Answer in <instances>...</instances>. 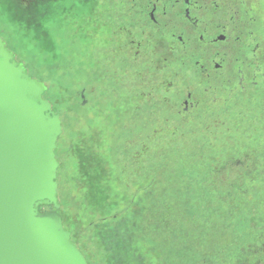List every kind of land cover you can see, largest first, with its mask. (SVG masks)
Here are the masks:
<instances>
[{
  "label": "rangeland",
  "instance_id": "1",
  "mask_svg": "<svg viewBox=\"0 0 264 264\" xmlns=\"http://www.w3.org/2000/svg\"><path fill=\"white\" fill-rule=\"evenodd\" d=\"M0 1V18L4 19H0V29L9 47L29 75L45 84L43 97L62 121L55 156L58 212L88 264H264V156L261 160L249 148H256L250 139L264 137V129L256 134L257 130L247 128L250 122H264L260 112L264 89L249 86L234 110L228 106L217 121L206 119L200 105L186 118L163 106L155 115L139 111L135 128L119 127L123 115L109 110L105 114L101 109L99 119L98 107L91 104L90 113L78 98L86 84L84 65L69 63L77 55L68 48V40L57 50L53 30L43 34L26 31L40 29L36 18L4 13V9L16 12L24 0ZM50 22L47 26L52 29ZM45 27L43 23L41 29ZM26 40H33L35 47L32 42L26 46ZM43 47L46 52H39ZM57 52L64 56L55 63ZM31 65L47 70L52 82ZM59 69L62 75L74 69L62 77L63 83L65 78L71 82L65 85L68 89L57 87L63 84L55 78ZM223 101L220 97V108ZM63 104L71 105V110ZM84 127L89 128L87 133ZM192 216L197 217L196 224L189 222Z\"/></svg>",
  "mask_w": 264,
  "mask_h": 264
},
{
  "label": "flooded vegetation",
  "instance_id": "2",
  "mask_svg": "<svg viewBox=\"0 0 264 264\" xmlns=\"http://www.w3.org/2000/svg\"><path fill=\"white\" fill-rule=\"evenodd\" d=\"M4 13L36 18L40 29L26 31L53 30L57 50L69 39L78 57L69 63L85 61L90 77L78 98L86 107L94 103L98 112L123 115L119 127L135 128L139 111L155 115L163 106L186 118L200 105L206 119L217 121L228 106L234 110L249 86L264 89V0H24L16 12ZM0 36L27 71L1 29ZM59 58L57 52L55 63ZM247 128L258 134L264 122ZM262 136L250 139L256 148L249 147L261 160Z\"/></svg>",
  "mask_w": 264,
  "mask_h": 264
},
{
  "label": "water",
  "instance_id": "3",
  "mask_svg": "<svg viewBox=\"0 0 264 264\" xmlns=\"http://www.w3.org/2000/svg\"><path fill=\"white\" fill-rule=\"evenodd\" d=\"M45 88L0 36V264H88L56 211L61 120Z\"/></svg>",
  "mask_w": 264,
  "mask_h": 264
},
{
  "label": "bare ground",
  "instance_id": "4",
  "mask_svg": "<svg viewBox=\"0 0 264 264\" xmlns=\"http://www.w3.org/2000/svg\"><path fill=\"white\" fill-rule=\"evenodd\" d=\"M1 18L3 19V17H1ZM1 18H0V19H1ZM2 21H4V19H3ZM12 29H14V28H12ZM20 32H22V31H20ZM22 33H23V32H22ZM30 34H31V33H30ZM32 34H34V33H32ZM32 34H31V36L34 37V35H32ZM60 34H61V33H60ZM75 34H76V33H75ZM17 35H18V34H17ZM27 35H28V37H31V36H29V33H28ZM63 36H64V35H63ZM75 36H76V35H75ZM77 37H78V36H77ZM19 38H20V37H19ZM22 39H23V38H22ZM31 39H33V38H31ZM63 39H64V38H63ZM33 40H35V39H33ZM33 40H30L29 42H30V43L32 42V45L34 46L35 43H33ZM67 40H69V39H67ZM73 40H74V39H73ZM21 41H22V40H21ZM21 41H20V42H21ZM26 41H27V40H26ZM26 41H25L26 46H28V45H29V42H28V41L26 42ZM61 41H62V40H61ZM21 43H22V42H21ZM69 43H70V42H69ZM22 44H23V43H22ZM27 44H28V45H27ZM65 44H67V43H65ZM69 45H70V44H69ZM42 46H43V44H42ZM67 46H68V45H67ZM18 47H19V43H18ZM20 47H21V49H23V48H22L23 45H20ZM20 47H19V48H20ZM28 47H29V46H28ZM28 47H26V49H24V51L27 50ZM34 47H35V46H34ZM34 47H33V48L31 47V48L34 49ZM44 47H46V46H44ZM44 47H43V48H44ZM72 47H74V46H72ZM19 48H18V51H19V54L21 55V52H20ZM41 48H42V47H41ZM46 48H47V47H46ZM68 48H69V47H68ZM28 49H29V48H28ZM75 49H76V48H75ZM37 50H38V48H37ZM42 50H43V49H42ZM45 50H46V49L44 48V51H43V52H42L40 49H39L38 51L41 52V53H44V52H46ZM66 50H68V49H66ZM72 50H73V49H72ZM64 51H65V50H64ZM69 51H70V50H69ZM77 51L79 52V49H78ZM66 53H68V51H67ZM72 53H73V52H72ZM81 53H82V52H81ZM81 53H79V54H81ZM87 53H88V52H87ZM87 53H86V55H87ZM45 54H46V53H45ZM47 54H49V53H47ZM47 54H46V55H47ZM62 54H63V53H62ZM68 54H69V53H68ZM88 54H89V53H88ZM60 55H61V54H60ZM70 55H72V54L70 53ZM74 55H77V54L75 53ZM81 55H82V54H81ZM30 56H31V55H30ZM62 56H64V55H62ZM62 56H60V59L62 58ZM68 56H69V55H68ZM89 56H90V55H89ZM45 57H46V56H44V59H45ZM48 57H49V55L46 57V59H48ZM65 57H66V56H65ZM70 57H71V56H70ZM82 57H83V56H82ZM73 58L78 59V57H76V56H75V57L73 56ZM79 58H81V57L79 56ZM46 59H45V60H46ZM65 59H66V58H65ZM68 59H69V58H68ZM31 60H32V59H31ZM83 60H87V59L84 58ZM60 61H61V60H60ZM60 61H59V62H60ZM69 61H70V60H69ZM73 61H74V60H72V61H70V62H73ZM88 62H89V61H88ZM74 63H75V62H74ZM78 63H80V62H78ZM78 63H76V64H78ZM31 64H33V63H31ZM81 64H82V63H81ZM83 64H85V61H84ZM33 65H34V64H33ZM33 65H31V66H33ZM67 65H68V64H67ZM73 65H74V64H73ZM78 65H79V64H78ZM63 66H64V64H63ZM71 66H72V65H71ZM82 66H83V65H81V67H82ZM33 67H35V66H33ZM36 67H37V66H36ZM36 67H35V69H36ZM79 67H80V66H79ZM81 67H80V68H81ZM86 67H87V65H86L85 67H82V68H86ZM37 68H38V67H37ZM69 68H71V67H69ZM72 68H73V67H72ZM31 69H34V68H31ZM38 69L40 70V73L42 72V74H44V75H46V77H48V75H47V73H46L47 70H45V71H44V69L41 70L40 67H39ZM74 69H75V68H74ZM74 69H73V70L70 69V70H67V71H68V72H71V73H70V75H71V74H73ZM78 69H79V68H77V70H78ZM87 69H88V68H87ZM64 70H65V69H64ZM77 70H76V71H77ZM59 71H60V69H59ZM62 71H63V70H62ZM84 71H85V70H84ZM35 72H37V70H35ZM38 72H39V71H38ZM38 72H37V74H38ZM44 72H45V73H44ZM48 73H51V72L48 70ZM52 73H53V72H52ZM52 73H51V75H49V76L54 77V76L52 75ZM75 73H77V72H74V75H75ZM28 74H29V73H28ZM55 74L57 75V73H55ZM59 74H61V77L58 79L57 76H58ZM59 74H58L57 76H55V78L57 79V80H56V79H55V80L58 81V82H60V84H61V83H63V81H62V77L65 76V74H66V75H68V74H67V72H64V74L62 75V72H61V71H60ZM70 75H68V76H70ZM84 75H85V74H84ZM59 76H60V75H59ZM68 76H67V77H68ZM52 77H50V78H52ZM65 77H66V76H65ZM85 77H87L86 79L90 78L88 75L85 76ZM70 78H71V77H70ZM48 79H49V77H48ZM48 79L46 78V80H48ZM53 79H54V78H53ZM65 79H66V78H65ZM65 79H64V83H63V84L57 86V87H59V89H60L61 87H62L63 89H64V88L68 89L67 87L71 86V84H69V83H71V82H68V83H67V82H65ZM49 80H51V79H49ZM55 80H53V81H55ZM60 80H61V81H60ZM68 80L70 81V79H68ZM73 80H74V79H73ZM89 80H90V79H89ZM85 81H86V80H85ZM50 82H52V80H51ZM48 83H49V82H48ZM56 83H57V82H55V84H53V85H56ZM66 83H67L68 85H67ZM57 84H59V83H57ZM76 84H77V82H76ZM65 85H67V87H65ZM60 86H61V87H60ZM55 88H56V87H55ZM55 88H54V89H55ZM59 89H58V91H59ZM66 89H65V90H66ZM65 90H64V91H65ZM61 91H62V90H60V94H61ZM64 91L62 92V95H64V93H66V91H65V92H64ZM99 91H100V88L97 90V92H99ZM102 93H103V92H102ZM62 95H60V96H62ZM65 95H66V94H65ZM112 95H113V94H112ZM97 96H98V95H97ZM89 97H90V96H89ZM100 97H101V96H100ZM96 98H97V97H96ZM102 98H103V97H102ZM71 99H72V98H71ZM104 99H105V98H104ZM59 100H60V99H59ZM95 100H96V99H95ZM95 100H94V101H95ZM97 100H99V97H98ZM102 100H103V99H102ZM103 101L105 102V100H103ZM106 101H107V100H106ZM70 102H71V101H70ZM92 102H93V101H92ZM92 102H91V103H92ZM107 102H108V101H107ZM89 103H90V102H89ZM92 104H93V107H94V103H92ZM108 104H109V102H108ZM108 104H107V105H108ZM59 105H60V104H59ZM72 105H73V104H72ZM89 105H90V104H89ZM100 105H101V104H100ZM100 105H99V108H100ZM57 106H58V105H57ZM60 106H61V105H60ZM60 106H59V108H60ZM63 106H65L64 108L67 107V108H68V109H67L68 111L71 110V109H69V108H71V105H69V106H70V107H69V106H66V104H65V105L63 104ZM87 107L90 108L89 106H87ZM93 107H92V108H93ZM72 108H73V107H72ZM76 108H78V105L76 106ZM76 108H75V110H77ZM92 108H91V110H92ZM61 109H62V108H61ZM81 109H82V108H81ZM78 110H79V109H78ZM82 110H84V108H83ZM94 110H95V109L93 108V111H94ZM96 110H97V108H96ZM98 110H99V109H98ZM103 111H104V110H103ZM74 112L76 113L77 111H74ZM89 112L91 113V111H89ZM108 112H109V111H108ZM79 113H80V112H79ZM79 113H77V114H79ZM99 113H100V114H99ZM99 113L97 112V114H98L97 117H99V116L102 114L101 111H100ZM103 113H106V112L104 111ZM87 114H88V113H87ZM92 114H93V112H92ZM92 114H91V115H92ZM94 114H95V113H94ZM94 114H93V115H94ZM78 117L80 118V116H78ZM95 117H96V116H95ZM104 117H105V116H104ZM79 118H78V119H79ZM90 118H91V117H90ZM80 119H81V118H80ZM99 119H100V117H99ZM99 119H98V120H99ZM114 119H115V118H114ZM91 121H92V119H91ZM104 122H105V121H104ZM108 123H110V120H109ZM110 124H111V123H110ZM103 125H104V123H103ZM103 125H102V126H103ZM79 126H80V125H79ZM84 126L86 127L85 124H84ZM87 126H88V125H87ZM111 126H112V125H111ZM85 127H84V128H85ZM96 127H98V126H96ZM109 127H110V125H109ZM88 129H89V128H88ZM88 129L85 128V133H87L86 130H88ZM96 129H97V128H96ZM103 129H104V127H103ZM116 129H117V128H116ZM99 130H100V126H99V128H98V131H99ZM109 130H110V128H109ZM106 131H107V130H106ZM88 132H91V131L89 130ZM108 132H109V131H108ZM74 133H75V132H74ZM83 133H84V132H83ZM85 133H84V134H85ZM97 133H98V132H97ZM105 133H106V132H105ZM76 134H77V133H76ZM70 136H71V135H70ZM107 136H109V135L106 134V137H107ZM106 137L104 136V141H105ZM110 137H111V136H110ZM112 137H114V135H113ZM111 139H112V138H111ZM106 142H107V139H106ZM96 143H97V141H96ZM104 143H105V142H104ZM108 143H109V142H107V144H108ZM94 145H95V144H94ZM101 146H102V145H101ZM103 146H105V148L107 147V146L104 145V144H103ZM103 146H102V148H101V147H99V145H98L99 149L101 148L102 150H104V149H103V148H104ZM106 149H108V147H107ZM106 149H105V150H106ZM102 150H101V151H102ZM102 152H104V151H102ZM102 152H101V153H102ZM106 152H107V150L105 151V153H106ZM97 153H98V151H97ZM101 153H100V154H101ZM105 153H103V154H105ZM94 154H95V153H94ZM100 154H99V155H100ZM103 154H102V156H104V157H103L102 159H103V160H104L105 158L107 159V157H105V155H103ZM106 155H107V153H106ZM93 156H95V155H93ZM104 161H106V160H104ZM109 161H110V159H109ZM101 162H102V161H101ZM110 162H112V161H110ZM102 163H103V162H102ZM107 163H109V162H108V159H107ZM107 163H106V164H107ZM99 165H100V164H99ZM108 165L111 166V167H110L111 169L114 168V166L112 167L111 164H108ZM98 168H99V167H98ZM104 168H107V167L104 166ZM108 168H109V166H108ZM108 168H107V169H108ZM107 169H105V170H107ZM108 170H109V169H108ZM108 170H107V172L111 171V170H109V171H108ZM113 170H114V169H113ZM113 170H112V171H113ZM112 171H111V172H112ZM101 180H102V179H101ZM110 183H111L112 186H113L114 183H113L112 181H111ZM114 186H115V185H114ZM117 189H118V187H117ZM109 192H110V191H109ZM119 192H120V191H119ZM119 195H121V194H119ZM82 200H83V199H82ZM74 204H75V203H74ZM82 212H83V211H82ZM86 212H87V211H86ZM83 215H84V214H83ZM86 215H87V214H86ZM61 219H62V218H61Z\"/></svg>",
  "mask_w": 264,
  "mask_h": 264
},
{
  "label": "trees",
  "instance_id": "5",
  "mask_svg": "<svg viewBox=\"0 0 264 264\" xmlns=\"http://www.w3.org/2000/svg\"><path fill=\"white\" fill-rule=\"evenodd\" d=\"M48 206L47 205H45L44 206V208H47ZM57 211V213L60 215V213L58 212V209L56 210ZM198 216V215H197ZM197 217H191V219H189V222H191V224H196L197 223V219H196ZM190 224V225H191ZM64 225V224H63ZM64 228L67 230V228L64 226ZM210 228V227H209ZM71 240L78 246V244L74 241V239H73V236L71 235ZM78 248H79V246H78ZM80 249V248H79ZM80 251L84 254V252L80 249ZM84 256L86 257V255L84 254ZM87 259V258H86Z\"/></svg>",
  "mask_w": 264,
  "mask_h": 264
}]
</instances>
